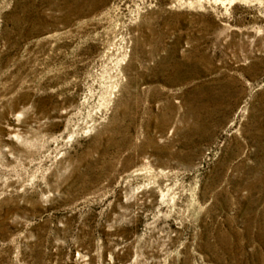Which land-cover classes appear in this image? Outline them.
<instances>
[{
    "label": "rangeland",
    "instance_id": "rangeland-1",
    "mask_svg": "<svg viewBox=\"0 0 264 264\" xmlns=\"http://www.w3.org/2000/svg\"><path fill=\"white\" fill-rule=\"evenodd\" d=\"M0 264H264V0H0Z\"/></svg>",
    "mask_w": 264,
    "mask_h": 264
}]
</instances>
